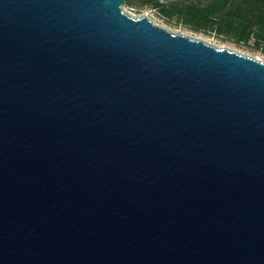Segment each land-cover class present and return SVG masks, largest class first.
Instances as JSON below:
<instances>
[{"label": "water", "instance_id": "95a60500", "mask_svg": "<svg viewBox=\"0 0 264 264\" xmlns=\"http://www.w3.org/2000/svg\"><path fill=\"white\" fill-rule=\"evenodd\" d=\"M124 0H0V264H264V60Z\"/></svg>", "mask_w": 264, "mask_h": 264}, {"label": "trees", "instance_id": "16d2710c", "mask_svg": "<svg viewBox=\"0 0 264 264\" xmlns=\"http://www.w3.org/2000/svg\"><path fill=\"white\" fill-rule=\"evenodd\" d=\"M129 4L132 0H124ZM157 7L167 17L175 14L196 29L214 26L218 33L232 34L238 41L252 37L264 49V0H207L203 5L192 0H141ZM262 42V43H261Z\"/></svg>", "mask_w": 264, "mask_h": 264}, {"label": "rangeland", "instance_id": "374dc122", "mask_svg": "<svg viewBox=\"0 0 264 264\" xmlns=\"http://www.w3.org/2000/svg\"><path fill=\"white\" fill-rule=\"evenodd\" d=\"M188 1V0H187ZM194 3L203 5L207 0H192ZM121 9L129 15L139 17L146 15L154 23L159 24L171 32L187 34L194 38L202 39L212 45L227 47L244 55L264 60V49L254 45L253 37L248 41H238L232 34L218 33L211 23L206 29H196L195 25L183 19V16L175 14L167 17L157 7L141 0H132L131 3L121 4ZM262 43V42H261Z\"/></svg>", "mask_w": 264, "mask_h": 264}]
</instances>
